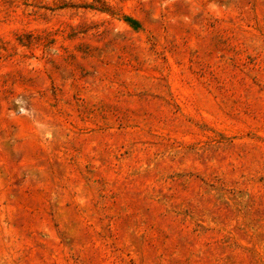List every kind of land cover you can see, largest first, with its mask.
<instances>
[{"label": "rangeland", "instance_id": "obj_1", "mask_svg": "<svg viewBox=\"0 0 264 264\" xmlns=\"http://www.w3.org/2000/svg\"><path fill=\"white\" fill-rule=\"evenodd\" d=\"M0 264H264V0H0Z\"/></svg>", "mask_w": 264, "mask_h": 264}]
</instances>
